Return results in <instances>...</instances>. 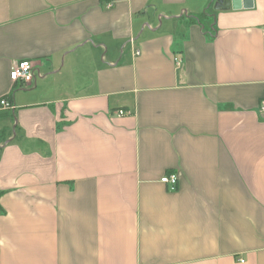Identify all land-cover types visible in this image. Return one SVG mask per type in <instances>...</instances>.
I'll return each mask as SVG.
<instances>
[{"label": "crops", "instance_id": "0c3cea01", "mask_svg": "<svg viewBox=\"0 0 264 264\" xmlns=\"http://www.w3.org/2000/svg\"><path fill=\"white\" fill-rule=\"evenodd\" d=\"M217 4L0 0V264H264V0Z\"/></svg>", "mask_w": 264, "mask_h": 264}, {"label": "built area", "instance_id": "2783aa9c", "mask_svg": "<svg viewBox=\"0 0 264 264\" xmlns=\"http://www.w3.org/2000/svg\"><path fill=\"white\" fill-rule=\"evenodd\" d=\"M179 65V64H177ZM40 77V75H37ZM10 81L19 83L25 87L32 85L34 81V65L29 61H21L16 63L9 74ZM13 110L12 104L8 101V96L0 99V112H10ZM260 111L264 114V101L260 104ZM118 116H122L123 112L119 111ZM160 182L168 187L169 191H175L178 184V175L170 174L165 175Z\"/></svg>", "mask_w": 264, "mask_h": 264}, {"label": "water", "instance_id": "95a60500", "mask_svg": "<svg viewBox=\"0 0 264 264\" xmlns=\"http://www.w3.org/2000/svg\"><path fill=\"white\" fill-rule=\"evenodd\" d=\"M216 9H223L230 7L233 10L251 9L253 7V0H217Z\"/></svg>", "mask_w": 264, "mask_h": 264}, {"label": "trees", "instance_id": "16d2710c", "mask_svg": "<svg viewBox=\"0 0 264 264\" xmlns=\"http://www.w3.org/2000/svg\"><path fill=\"white\" fill-rule=\"evenodd\" d=\"M8 99H9V97H8Z\"/></svg>", "mask_w": 264, "mask_h": 264}]
</instances>
